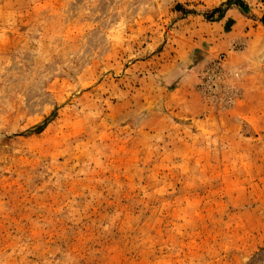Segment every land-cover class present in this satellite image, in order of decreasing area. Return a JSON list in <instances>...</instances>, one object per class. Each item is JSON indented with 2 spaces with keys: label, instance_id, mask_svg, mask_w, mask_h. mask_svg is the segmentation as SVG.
<instances>
[{
  "label": "rangeland",
  "instance_id": "obj_1",
  "mask_svg": "<svg viewBox=\"0 0 264 264\" xmlns=\"http://www.w3.org/2000/svg\"><path fill=\"white\" fill-rule=\"evenodd\" d=\"M0 264H264V0H0Z\"/></svg>",
  "mask_w": 264,
  "mask_h": 264
}]
</instances>
